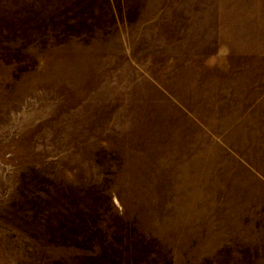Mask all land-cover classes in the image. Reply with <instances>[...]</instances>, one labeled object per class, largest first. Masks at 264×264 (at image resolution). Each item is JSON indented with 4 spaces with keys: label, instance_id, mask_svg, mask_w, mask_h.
<instances>
[{
    "label": "rangeland",
    "instance_id": "1",
    "mask_svg": "<svg viewBox=\"0 0 264 264\" xmlns=\"http://www.w3.org/2000/svg\"><path fill=\"white\" fill-rule=\"evenodd\" d=\"M0 264H264V0H0Z\"/></svg>",
    "mask_w": 264,
    "mask_h": 264
}]
</instances>
